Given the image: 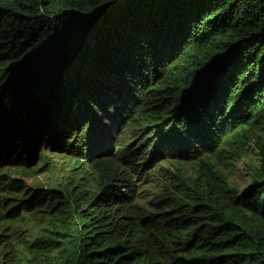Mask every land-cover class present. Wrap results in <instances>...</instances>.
Segmentation results:
<instances>
[{"label": "trees", "instance_id": "16d2710c", "mask_svg": "<svg viewBox=\"0 0 264 264\" xmlns=\"http://www.w3.org/2000/svg\"><path fill=\"white\" fill-rule=\"evenodd\" d=\"M47 168L0 264H264V0H0V188Z\"/></svg>", "mask_w": 264, "mask_h": 264}, {"label": "clouds", "instance_id": "9594fccd", "mask_svg": "<svg viewBox=\"0 0 264 264\" xmlns=\"http://www.w3.org/2000/svg\"><path fill=\"white\" fill-rule=\"evenodd\" d=\"M37 164V159H35L30 167H33ZM49 168L45 169L38 176L28 177L24 175H16V178H19V181L15 185H9L4 188H0V227L4 231V234L9 239V232L12 229V219L17 217L20 219L22 217V211L15 205V197L17 195L18 188L29 186V190L35 191L37 198L41 197L43 189L40 186L49 187ZM61 177V173L58 176ZM33 201H36L34 199ZM31 207H35L34 202ZM10 240V239H9Z\"/></svg>", "mask_w": 264, "mask_h": 264}, {"label": "rangeland", "instance_id": "374dc122", "mask_svg": "<svg viewBox=\"0 0 264 264\" xmlns=\"http://www.w3.org/2000/svg\"><path fill=\"white\" fill-rule=\"evenodd\" d=\"M255 158L256 156L251 153L250 155L244 157L240 162L237 163V168L229 177V182L231 185L242 189L251 181L252 177L248 170V166L250 164L252 166L258 163Z\"/></svg>", "mask_w": 264, "mask_h": 264}]
</instances>
